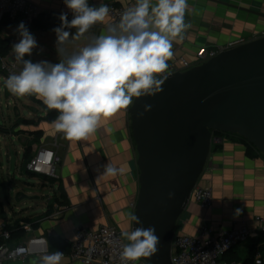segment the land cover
<instances>
[{
	"label": "crops",
	"instance_id": "0c3cea01",
	"mask_svg": "<svg viewBox=\"0 0 264 264\" xmlns=\"http://www.w3.org/2000/svg\"><path fill=\"white\" fill-rule=\"evenodd\" d=\"M33 1L47 9L71 12L64 0ZM101 2L109 6L132 3L134 7L136 4V0H88L90 6L98 7ZM156 2L151 0L153 5ZM187 4L184 19L191 27L185 31L183 40H173L172 52L187 58L193 66L201 64L199 53L202 49L226 46L241 39L249 42L264 34V0H187ZM20 23L13 25L5 18L0 22V36L12 45L18 42V34L17 41L11 38V34ZM59 25L60 20L56 19L53 27ZM27 28L35 36L38 47L25 59L53 64L64 56L78 52L95 37L107 33V28L90 27L79 38L69 37L63 45V56L59 57L54 32L38 29L34 25ZM66 30L72 34L76 32L75 28ZM14 56L11 47L7 57L11 59ZM28 96L37 106L30 108L28 117L19 114L17 124L9 128V133L0 131V155L5 149L10 160L9 149L1 144L9 136H16L22 145V164L26 162L28 165L43 147L54 148L62 160L56 164L53 176L27 168V173L40 176L41 182L26 181V184L32 188L48 187L49 193L23 188L25 194L18 196L17 212H8L0 201V224L15 230L18 226L11 244L30 247L29 262L39 264L42 255L57 250L68 253L79 228L98 229L111 225L122 233L133 230L129 214L135 215L140 191L138 152L129 113L135 97L126 109L102 118L96 132L87 139L76 140L68 139L55 130L53 122L58 112L48 109L36 95ZM14 131L17 133L14 134ZM218 145L220 147L217 148ZM27 150L29 161L25 159ZM107 164L116 169L115 174H104ZM200 185L212 189L214 204L205 210L192 200L178 234L194 235L203 224L212 227L216 233L230 230L241 222L254 227L255 218L264 216V155L259 152L257 156L250 157L246 145L237 136L221 134L214 137ZM56 205L66 208L59 216L54 215ZM237 209L241 210L239 214ZM24 224H29L31 229H23ZM58 241L65 248L56 247L53 250L52 246H58ZM260 246H264V239L260 233H254L248 241L228 252L224 259L228 264H246L251 250ZM60 264L81 263L63 257Z\"/></svg>",
	"mask_w": 264,
	"mask_h": 264
},
{
	"label": "clouds",
	"instance_id": "9594fccd",
	"mask_svg": "<svg viewBox=\"0 0 264 264\" xmlns=\"http://www.w3.org/2000/svg\"><path fill=\"white\" fill-rule=\"evenodd\" d=\"M73 13L59 16L60 25L52 29L56 34V50L63 56V45L69 37L79 38L97 22L105 21L109 5L101 2L90 6L88 0H64ZM187 0H136L118 24L110 25L106 34L95 37L86 46L58 63L33 62L25 59L38 47L35 36L21 22L15 29L18 42L12 45L15 60L22 64L18 74L4 80L7 91L16 96L36 95L58 116L54 128L68 139L83 140L95 133L102 118L126 109L133 97H151L162 92L168 69L167 60L173 55V40H183L191 27L185 23ZM75 28V34L66 29ZM41 51H43L41 49ZM145 105V112L151 110ZM143 115V113H140ZM110 164L104 174H115ZM173 194H169L170 198ZM237 213L241 211L236 210ZM130 221L140 227L124 231L126 243L120 253L122 264L151 257L160 243L154 226H142L139 217L129 214ZM64 253L55 251L42 255L39 264H60ZM255 264H261L259 256Z\"/></svg>",
	"mask_w": 264,
	"mask_h": 264
},
{
	"label": "water",
	"instance_id": "95a60500",
	"mask_svg": "<svg viewBox=\"0 0 264 264\" xmlns=\"http://www.w3.org/2000/svg\"><path fill=\"white\" fill-rule=\"evenodd\" d=\"M162 89L134 98L129 108L140 171L135 215L160 239L157 253L144 257L149 264H174L173 241L205 172L214 132L239 135L264 155V37L167 76ZM140 226L133 222V230Z\"/></svg>",
	"mask_w": 264,
	"mask_h": 264
},
{
	"label": "built area",
	"instance_id": "2783aa9c",
	"mask_svg": "<svg viewBox=\"0 0 264 264\" xmlns=\"http://www.w3.org/2000/svg\"><path fill=\"white\" fill-rule=\"evenodd\" d=\"M133 4H111L109 15L105 21L97 22L91 27L107 28L110 25L118 24L122 14ZM61 13H67L69 21L73 18L72 12H58L47 9L33 0H0V18L8 17L9 20H20L26 26H32L42 17L59 19ZM264 37V34L262 35ZM248 41L241 39L231 42L226 46H219L214 49H202L199 53L200 62L203 63L219 53L245 44ZM168 63V69L164 75H172L179 71H185L193 64L184 56L172 55ZM22 65L0 54V79L5 80L10 74H18ZM3 86V84H2ZM4 89V87H3ZM56 111V110H55ZM57 112V111H56ZM57 145V144H56ZM62 160L54 148L43 147L38 150L28 163V170L35 173H43L48 176L55 174V166ZM195 201L202 209H209L214 204V194L211 188L197 185L191 194V201ZM66 208L56 205L54 215L59 216ZM256 225L249 226L245 222L237 223L230 230L216 233L212 227L203 224L196 234H178L175 236L172 248V262L174 264H228L224 256L238 245L246 242L254 234L264 231V216L255 218ZM23 229L30 230L29 224H24ZM0 264L20 263L31 264L29 256L31 248L23 244L12 245V232L4 224H0ZM128 243L122 236V232L111 225H103L98 229L79 228L75 240L71 243L68 257L72 262L81 264H122L120 253L123 246ZM258 247L254 260L259 256L261 264H264V251ZM128 264H149L144 257L137 261H130Z\"/></svg>",
	"mask_w": 264,
	"mask_h": 264
},
{
	"label": "rangeland",
	"instance_id": "374dc122",
	"mask_svg": "<svg viewBox=\"0 0 264 264\" xmlns=\"http://www.w3.org/2000/svg\"><path fill=\"white\" fill-rule=\"evenodd\" d=\"M16 28L17 26L14 27V34H11V38L17 41ZM11 59L15 60V56ZM3 81L0 79V125L11 128L17 124L19 114L28 117L30 108L36 107L37 103L33 102L28 95L16 96L12 94L11 97H6L2 86ZM1 145L9 149L10 160L6 156L7 152L3 149L0 155V201L8 212H17L18 196L21 193L25 194L22 189L32 188L26 184V181L38 183L41 182V177L27 173V163L22 164V145L16 136L12 138L9 136L7 141H3ZM32 189L37 193L39 191L49 193L48 187L44 189L42 186H35Z\"/></svg>",
	"mask_w": 264,
	"mask_h": 264
},
{
	"label": "trees",
	"instance_id": "16d2710c",
	"mask_svg": "<svg viewBox=\"0 0 264 264\" xmlns=\"http://www.w3.org/2000/svg\"><path fill=\"white\" fill-rule=\"evenodd\" d=\"M5 18L8 19V17L3 16L0 22H3L5 20ZM9 21H10L11 24L17 25V23H19L20 20H14V21L9 20ZM55 21H56L55 18H49V17L45 16V17H42L38 22L34 23V27H36L38 29L45 30V31L53 32L52 29L54 28L53 24H54ZM11 47H12L11 42L9 40H7V39H3L0 36V49H1L0 50V54L3 55V56H7V54L9 53V51L11 49ZM0 131L2 133H9L10 132L9 128H6V127H4L2 125H0ZM221 134L234 135V134L222 133V132L216 131V132H214V137L217 136V135H221ZM234 136H237L238 138H240L244 142V144L246 145L247 154L250 157H254V156H257L259 154V151L252 144H250L245 138H243V137H241L239 135H234ZM218 147H220V146L218 145L217 148ZM25 159H27L28 161L30 160L28 158V150L25 153ZM6 228L11 230L12 237L14 238L15 231H17L18 226L16 227V230H15V228H12L10 226H7ZM260 236H261L262 239H264V231L260 232ZM1 243H2V237L0 236V244ZM58 244H59L58 246H56V245L52 246L53 247L52 249L54 250L56 247H58L60 249L65 248L64 244L61 243V241H58ZM261 249L264 250V246H262ZM256 250H257L256 248L251 250L248 258L246 259V264H254L255 263L254 256H255Z\"/></svg>",
	"mask_w": 264,
	"mask_h": 264
}]
</instances>
